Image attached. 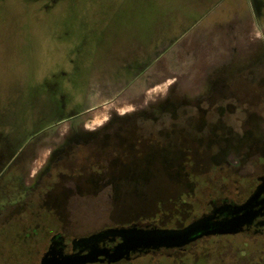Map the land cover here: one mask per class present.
<instances>
[{"label":"rangeland","instance_id":"1","mask_svg":"<svg viewBox=\"0 0 264 264\" xmlns=\"http://www.w3.org/2000/svg\"><path fill=\"white\" fill-rule=\"evenodd\" d=\"M232 23L246 28L231 31L227 25ZM231 34H236L234 39ZM194 55L196 73L192 74ZM263 62L264 0H0V138L19 131L25 136L21 143H27L30 134L38 133L24 148L28 149L27 171L33 174L69 130L99 129L118 113L148 108L168 95L194 100L206 94L208 82L219 76L241 86L255 81V86L235 92L238 100H245L241 103H229L236 99L229 93L215 97L208 104V121L224 124L239 135L250 130L256 138L264 136V78L260 81L256 74L252 81ZM130 83V89L120 91ZM62 94L63 104L62 100L59 104ZM109 99L111 104L102 105ZM247 110L256 114L248 123ZM96 116H100L98 123ZM62 118L66 121L59 122ZM197 120L198 114L192 126ZM156 122L144 118L136 131L155 135L161 120ZM191 140L197 148L200 141ZM182 142V135L172 140L173 146ZM150 153L153 156L155 150ZM209 154L191 156L196 165L189 167L185 185L168 177L161 158L149 157L147 197L142 200L133 195L126 202H112L109 189L74 194L67 201L66 225L80 236L119 217L146 211L148 221L170 227L178 219L188 222L205 211L210 198L226 192L233 197L242 178L264 173V150L228 151L216 163H211ZM61 180L53 175L41 182L33 193L36 201L50 185L69 182ZM40 213L46 216L43 210ZM45 219L26 220L25 225L36 231L21 230L17 220L0 226V264L14 259L35 263L38 249L50 238V232L36 224L59 227L53 213ZM220 251L212 250L207 256L200 245L174 260L175 264H219ZM156 260L171 264L172 257Z\"/></svg>","mask_w":264,"mask_h":264},{"label":"flooded vegetation","instance_id":"2","mask_svg":"<svg viewBox=\"0 0 264 264\" xmlns=\"http://www.w3.org/2000/svg\"><path fill=\"white\" fill-rule=\"evenodd\" d=\"M257 69L252 81L257 75L260 81L264 78V62ZM143 71L145 70L141 72L143 73ZM217 79L219 81L214 87L209 83L206 92L211 93L214 91L213 89L217 88L212 94L214 98L217 96L223 98L227 93L236 98V91L246 92L245 90L248 88L251 91V87L255 86V81L241 86L238 83L227 82L228 79L223 76L214 80ZM199 96L201 95L196 97ZM251 97L253 100V96ZM63 99L64 94L60 95L59 104L61 100L63 104ZM212 100L194 102L190 99L189 107H194L198 111L189 117L187 123L183 122L184 117L178 116L180 122L176 123V130L180 129L181 125H188L189 129L183 133L180 131L172 133L174 138L176 135L189 138L190 149L184 155L199 157L202 153L208 152L211 163H216L228 151L236 153L241 151L242 154H248L264 150V136L260 135L256 138L250 130L239 135L224 124L209 122L207 115L210 105L208 104H212ZM244 101L236 98L230 100L229 103ZM246 103L248 102L246 101ZM146 108L129 111L122 115L118 113L99 129H89L87 126H83L80 131L69 130L57 140V144L51 148L42 166L33 174L27 171L29 164L26 163L28 162L26 151L28 149L24 148L31 146V140L38 133L30 134L27 143H21L24 139L22 137L25 136H21L19 131H13L8 136L0 138V226L11 220H17L21 230L36 231L29 227L30 224L25 225L26 220L35 218L45 221V218L48 219L52 213L54 214L55 218L60 221L59 227H52L46 222L36 224L37 228L40 229V226H43V231L50 232V238L43 249H38V258L33 264H40L45 255L62 259L89 254L94 255L92 261L76 264H158L156 258L159 256L172 257L170 263L175 264L174 259L185 256L184 253L187 252L191 254L200 245L205 248L207 256L212 253V250H221L222 258L216 261L219 264H264V173L250 179L242 178L236 183L233 197L226 192L225 195L210 198L205 205V211L193 215L188 222L178 219L179 223L176 222L170 227L165 226L162 221H159L161 224L148 221L146 211L119 217L117 218L118 222L115 221L117 219L113 215L115 220L112 224L95 228L80 236L74 233L72 227L66 225V220L70 219L66 210L67 201L74 194L79 196L109 189L112 202L116 200L126 202L127 198L133 195H138L140 200L147 197V155L151 142L143 133L136 131L137 123L140 121L142 124L144 118L133 117ZM196 114H198V120L196 125L192 126ZM220 114L222 115L221 111ZM246 114L248 116L246 123L256 117L255 111L247 110ZM122 116H126V119L119 120L118 117ZM63 121L66 120H59V122ZM26 136L28 137V135ZM159 139L158 151L161 154L163 137L161 136ZM191 139L200 141L197 148L190 145ZM253 143L255 145L251 147ZM177 145L181 146V144ZM104 153H107V158ZM200 161L202 160L200 159ZM181 162L168 166V169L189 172V167L196 165L195 162L192 163L191 157L184 158ZM211 163L209 164L212 165ZM205 164L208 165V163ZM161 167L164 169L163 163H161ZM56 169L58 172L53 174ZM26 171L27 174H25ZM69 171L73 174H70ZM53 175L62 179L61 181L67 179L69 182L59 184V187L50 185L44 191L43 196L38 197V201H36L33 193L39 189L41 182ZM188 180L179 182L185 185L189 182ZM161 202L159 201V203ZM37 203L41 206L43 204V206L36 208ZM41 210L46 216H41ZM178 213L177 215L180 214ZM234 218L239 221L234 232H228V227H221ZM192 225L203 226L197 228L185 244L171 247L136 248L115 254L116 249L123 241L122 234L124 233L156 230L181 231ZM234 248H236L235 254L233 253ZM228 251L232 252L231 255L228 254ZM225 257H231V259L226 260ZM147 258L149 260H146ZM5 264H24V261L14 259Z\"/></svg>","mask_w":264,"mask_h":264},{"label":"trees","instance_id":"3","mask_svg":"<svg viewBox=\"0 0 264 264\" xmlns=\"http://www.w3.org/2000/svg\"><path fill=\"white\" fill-rule=\"evenodd\" d=\"M145 70V69H144ZM209 81V80H208ZM219 79L210 81L208 83L211 84V86L214 87L216 83H218ZM217 89V88H216ZM216 89H213L215 92ZM213 92L211 93H206V95H201L197 98L194 99V102H199V101H204V100H210L214 99V94ZM190 99H183L181 97H173L172 95H168L164 100L150 105L148 108L144 109L143 111L137 113L134 116H138L140 118H145L147 121L150 119H155L157 122L161 124L156 131V134H149L148 141L151 142L149 144V151H148V162H149V157L155 158L158 157V160L161 158V163H163V166L165 168V172H167L168 177L175 179L177 181H187L189 179V172L187 171H173V169H168V166L170 165H176L182 163L181 161L185 158H189L191 156L184 155L185 152H188V149L190 147L188 146V137L184 136L183 142L181 146H178L177 143L175 146L172 144V140L175 138L173 137L172 133H175L176 131H180V133L188 131V125H181V128L176 130V123L177 120L179 119L178 116L181 115V117H184L183 122L187 123L189 117L192 115L190 112H188L187 108L190 105ZM180 113L178 114V112ZM183 111V112H182ZM195 114V113H194ZM193 114V115H194ZM64 118V117H63ZM62 118V119H63ZM119 120L126 119V116L118 117ZM149 119V120H148ZM159 119V120H157ZM168 121V123H167ZM151 122V121H150ZM182 122V123H183ZM186 126V127H185ZM163 137L162 142V152L161 154L159 153V144L158 142L160 141V137ZM255 143L251 144V147L254 146ZM155 150V154L151 156L152 154L150 153L151 151ZM184 155V156H182Z\"/></svg>","mask_w":264,"mask_h":264},{"label":"water","instance_id":"4","mask_svg":"<svg viewBox=\"0 0 264 264\" xmlns=\"http://www.w3.org/2000/svg\"><path fill=\"white\" fill-rule=\"evenodd\" d=\"M239 221L237 218L232 219L229 223L223 224L222 228H229L228 232H234L238 227ZM203 225H192L181 231L171 230H156L149 232H133L122 234L123 241L116 249L115 254H121L122 252H128L135 250L136 248H150L158 246H177L188 242V238L198 228H202ZM94 255L89 254L79 257H67L62 259H55L48 256H44L40 264H76L86 263L93 260Z\"/></svg>","mask_w":264,"mask_h":264},{"label":"crops","instance_id":"5","mask_svg":"<svg viewBox=\"0 0 264 264\" xmlns=\"http://www.w3.org/2000/svg\"><path fill=\"white\" fill-rule=\"evenodd\" d=\"M251 24H253V23H251ZM219 28L220 29H222V26H219ZM227 28L229 29V30H233V31H235V30H241V29H245L246 27H244V25H239L238 23H232V24H229V25H227ZM248 29V28H247ZM243 32V31H242ZM241 32V34L243 35V33ZM231 36H232V38L234 39L235 38V36H236V34L235 35H233V34H231ZM179 43V42H178ZM178 43L177 44H175V45H178ZM195 59H197V57H195V55H194V57H193V64H192V66L190 67L191 68V72H192V74L194 73H196L195 71V63H196V60ZM201 59V58H200ZM209 59H211V57L209 58ZM202 60V59H201ZM202 63V62H201ZM205 69V68H204ZM189 74H191V73H189ZM170 84V83H169ZM165 84L163 83V84H158V85H156V87H161V86H164ZM132 87V83H130V84H127L125 87H124V89H122V90H120L121 92H123V91H126V90H128V89H130ZM152 102V101H151ZM112 103V101L109 99V102H107L106 103V101L104 102V103H102V105H107V104H111ZM113 103H115V102H113ZM115 105V104H114ZM121 110V109H120ZM114 111H116V112H118V109L117 108H114ZM95 119H96V121H97V123L99 122V120H100V116H96L95 117ZM95 121V122H96Z\"/></svg>","mask_w":264,"mask_h":264}]
</instances>
